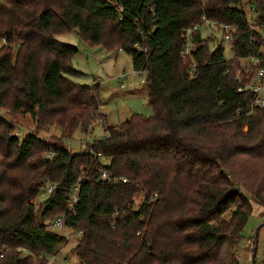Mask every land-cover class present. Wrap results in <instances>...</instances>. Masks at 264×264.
Here are the masks:
<instances>
[{"label": "trees", "instance_id": "obj_1", "mask_svg": "<svg viewBox=\"0 0 264 264\" xmlns=\"http://www.w3.org/2000/svg\"><path fill=\"white\" fill-rule=\"evenodd\" d=\"M71 32L131 57L152 117L106 126L99 85L73 81L79 49L57 39ZM260 71L264 0H0V110L36 126L21 138L0 114V264H47L68 241L50 230L60 217L81 233L77 264H241L254 204L264 208ZM98 122L104 138L66 147ZM53 128L62 137H40Z\"/></svg>", "mask_w": 264, "mask_h": 264}, {"label": "rangeland", "instance_id": "obj_2", "mask_svg": "<svg viewBox=\"0 0 264 264\" xmlns=\"http://www.w3.org/2000/svg\"><path fill=\"white\" fill-rule=\"evenodd\" d=\"M245 8L251 16H255L253 8L248 6ZM202 35L205 38H210L216 44L223 42V36L219 29L203 30ZM57 39L79 49L73 64L75 69L82 72L83 75L73 78V81L85 86L99 85L104 105L101 111L106 119V126L119 125L134 114L146 118L153 116V109L148 104V92L144 87V76L134 71L132 59L127 53L122 51L107 52L100 47L90 48L83 43L76 32L58 36ZM223 46L225 48V58L229 61L233 58L231 45L226 41ZM211 47H213V44ZM241 66L246 73L250 72L249 63L242 62ZM0 114L9 117L16 124V131L21 133V138L36 129L30 115H9L5 110H0ZM93 127L88 135H84L81 129H78L73 138L65 139L64 144L73 153H78L86 145H91L95 140L105 137L102 123L98 122ZM56 136L62 137L61 131L57 128L40 134V137L45 140H52ZM102 161L104 165L110 163L105 158ZM137 198H135L136 202H138ZM137 205L138 203H136ZM229 218L228 215L227 219ZM50 230L65 235L68 241L59 247V253L53 260L49 259L51 261L49 264H77L75 247L80 239L79 234L54 226ZM255 248H257L256 264H264V208L256 204H254V211L244 229L243 240L238 247L241 264H253V251Z\"/></svg>", "mask_w": 264, "mask_h": 264}, {"label": "built area", "instance_id": "obj_3", "mask_svg": "<svg viewBox=\"0 0 264 264\" xmlns=\"http://www.w3.org/2000/svg\"><path fill=\"white\" fill-rule=\"evenodd\" d=\"M203 3H206L208 2V0H201ZM204 24H207V23H204ZM224 30H226V32H230V27L226 26L224 27ZM226 33V34H227ZM191 34V32L189 33V35ZM188 35V36H189ZM227 40L230 41V38L227 37ZM252 63H255V61H253V59L250 60ZM263 75H264V71H260L257 73V76L255 78L256 82L254 84V86H250L253 93H256L257 94V98H256V105L257 107H259L260 109H264V81L262 80L263 78ZM102 181H110L111 180V176L108 172H103L102 175H101V178H100ZM123 183H126L127 181L125 180H122ZM54 188L55 186H53L52 184L50 183H47L46 186H45V189H46V192L41 196V198H45L46 196H48L49 194H51L53 191H54ZM77 203V196L74 194L70 201H69V207L70 208H73V206ZM52 226L56 227V228H59V229H64V226H63V219L60 217L58 219H56L53 223H52ZM51 226V227H52ZM81 236V233L79 234V238ZM55 256L57 255H53L51 257L48 258V262L47 264H49L51 261H49V259H54ZM60 264V263H58Z\"/></svg>", "mask_w": 264, "mask_h": 264}, {"label": "water", "instance_id": "obj_4", "mask_svg": "<svg viewBox=\"0 0 264 264\" xmlns=\"http://www.w3.org/2000/svg\"><path fill=\"white\" fill-rule=\"evenodd\" d=\"M256 257H257V248H255V250L253 251V264H256Z\"/></svg>", "mask_w": 264, "mask_h": 264}]
</instances>
